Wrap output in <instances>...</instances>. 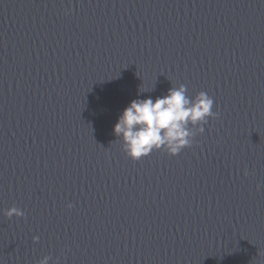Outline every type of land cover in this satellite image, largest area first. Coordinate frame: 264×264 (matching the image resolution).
Wrapping results in <instances>:
<instances>
[{
    "label": "water",
    "instance_id": "water-1",
    "mask_svg": "<svg viewBox=\"0 0 264 264\" xmlns=\"http://www.w3.org/2000/svg\"><path fill=\"white\" fill-rule=\"evenodd\" d=\"M0 264H264V0H0Z\"/></svg>",
    "mask_w": 264,
    "mask_h": 264
}]
</instances>
